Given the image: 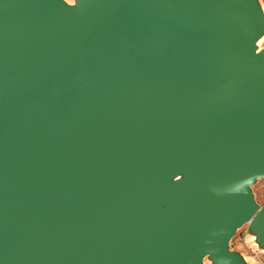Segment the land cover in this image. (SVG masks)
Returning a JSON list of instances; mask_svg holds the SVG:
<instances>
[{"label":"water","instance_id":"95a60500","mask_svg":"<svg viewBox=\"0 0 264 264\" xmlns=\"http://www.w3.org/2000/svg\"><path fill=\"white\" fill-rule=\"evenodd\" d=\"M263 35L262 0H0V264H253Z\"/></svg>","mask_w":264,"mask_h":264},{"label":"rangeland","instance_id":"374dc122","mask_svg":"<svg viewBox=\"0 0 264 264\" xmlns=\"http://www.w3.org/2000/svg\"><path fill=\"white\" fill-rule=\"evenodd\" d=\"M262 3L264 6V0H262ZM254 190L258 201L264 203V178H261L254 185ZM232 244L243 248L253 264H264V252L257 250L255 245L245 236V227H241L238 230L232 240Z\"/></svg>","mask_w":264,"mask_h":264},{"label":"bare ground","instance_id":"6f19581e","mask_svg":"<svg viewBox=\"0 0 264 264\" xmlns=\"http://www.w3.org/2000/svg\"><path fill=\"white\" fill-rule=\"evenodd\" d=\"M263 40H264V35L263 36H261V38H259L258 40H257V46L259 47V48H261L262 47V45H263Z\"/></svg>","mask_w":264,"mask_h":264}]
</instances>
